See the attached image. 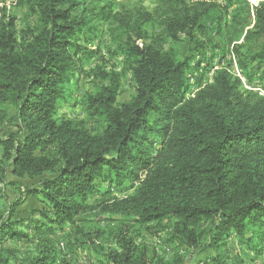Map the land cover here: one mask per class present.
Returning a JSON list of instances; mask_svg holds the SVG:
<instances>
[{"label":"trees","instance_id":"1","mask_svg":"<svg viewBox=\"0 0 264 264\" xmlns=\"http://www.w3.org/2000/svg\"><path fill=\"white\" fill-rule=\"evenodd\" d=\"M34 1L41 30L28 44L18 48L12 20L0 30V125L14 120L17 128L0 140V184L19 190L13 209L27 197H38L47 223L36 221V229L63 228L77 224L98 194L99 207L107 213L142 223L173 219L175 238L190 247L201 244L204 225L211 245L252 229L264 241V96L244 89L228 67L217 69L211 81L199 77L198 89L189 93L188 59L135 45L128 60L136 95L117 105L115 74L110 85L90 97L107 121L102 131L92 133L56 116L79 69L78 54L88 51L76 38L89 24L73 14L81 1ZM169 7L166 24L175 38L179 33L192 37L204 18L214 17L220 36L228 26L214 12V2ZM254 10L253 27L234 46L241 73L248 61L264 64V4ZM110 12L103 5L104 15L97 16ZM252 42L259 48L243 53ZM55 144L57 159L44 153ZM31 179L37 181L22 182ZM114 190L123 195H113ZM16 222L0 223V242L28 238L15 229ZM98 233L88 236L95 240ZM116 241L120 249L104 253L109 262L148 264L134 237L125 232ZM25 264L69 263H58L54 245L46 242Z\"/></svg>","mask_w":264,"mask_h":264},{"label":"rangeland","instance_id":"2","mask_svg":"<svg viewBox=\"0 0 264 264\" xmlns=\"http://www.w3.org/2000/svg\"><path fill=\"white\" fill-rule=\"evenodd\" d=\"M79 1L81 5L74 9L73 14L89 24L76 38L88 51L78 54L79 69L70 77L66 100L56 113L57 117L72 121L92 133L102 131L107 121L96 112L90 97L98 96L100 88L110 85L111 78L117 74L120 82L117 105L133 99L136 84L128 57L135 45H147L170 53L178 60L188 59L191 65L187 72L191 83L189 93L198 89L199 77L203 82L211 81L217 69L228 67L242 79L244 89L264 96V64L248 61V66L241 73L234 54V46L243 42L246 31L254 25V7L264 4V0ZM203 1L218 5L214 12L222 15L221 21L228 24L222 35L216 34L212 17L202 19L200 27L193 30L192 37L179 33L175 38L166 24L172 13L169 5L193 8ZM103 5H109L111 12L107 17H98ZM10 20L19 49L41 30L34 0H0V30ZM229 38L233 39L232 43L227 42ZM258 48L257 42H252L244 46L242 52H255ZM14 123V120H6L0 125V140L10 131L17 130ZM2 147L0 143V154ZM44 153L57 159V145ZM8 177L9 180L15 179L11 174ZM36 181L22 180L25 184ZM101 191H105V187ZM19 194V190L12 186L0 184V223L11 218L17 221L15 229L28 234V238H9L0 242V264H25L37 255L41 244L46 242L54 245L58 263L112 264L104 253L109 248L119 250L116 240L125 232L134 237L140 251L145 252L148 264H264V241L253 235V229L247 231L244 237L235 232L229 233L217 245H211L208 229L204 225L201 229H205L206 233L201 244L190 247L175 238L173 219H165L161 224L142 223L134 217L107 213L99 207L101 197L96 194L90 200L92 208L78 217L77 224L63 228L47 224L38 231L36 221L47 223L39 212L43 207L42 199L27 197L13 209ZM113 195L121 196L123 193L114 190ZM90 231L99 232V237L92 240L88 236Z\"/></svg>","mask_w":264,"mask_h":264},{"label":"built area","instance_id":"3","mask_svg":"<svg viewBox=\"0 0 264 264\" xmlns=\"http://www.w3.org/2000/svg\"><path fill=\"white\" fill-rule=\"evenodd\" d=\"M254 12V11H253Z\"/></svg>","mask_w":264,"mask_h":264}]
</instances>
